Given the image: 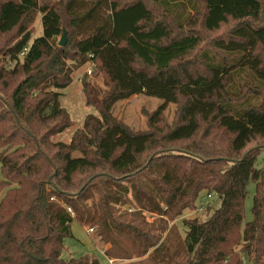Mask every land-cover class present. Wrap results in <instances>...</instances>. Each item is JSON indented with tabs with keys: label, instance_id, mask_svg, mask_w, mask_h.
I'll return each instance as SVG.
<instances>
[{
	"label": "trees",
	"instance_id": "16d2710c",
	"mask_svg": "<svg viewBox=\"0 0 264 264\" xmlns=\"http://www.w3.org/2000/svg\"><path fill=\"white\" fill-rule=\"evenodd\" d=\"M185 1L0 0V264H101L63 254L73 221L96 227L107 258L264 264V2L187 0L191 14ZM37 14L42 33L30 40ZM202 31L208 47L190 58ZM87 62L109 88L82 77L97 113L69 142L52 141L72 122L59 90ZM138 94L162 103L135 130L113 107ZM213 193L219 205L183 219L184 237L168 226ZM126 202L138 210L116 209ZM144 210L158 218L145 222Z\"/></svg>",
	"mask_w": 264,
	"mask_h": 264
},
{
	"label": "rangeland",
	"instance_id": "374dc122",
	"mask_svg": "<svg viewBox=\"0 0 264 264\" xmlns=\"http://www.w3.org/2000/svg\"><path fill=\"white\" fill-rule=\"evenodd\" d=\"M57 1V0H52ZM264 2V0H262ZM186 9L185 12L194 13V9L191 7V3L187 0L185 1ZM197 29L199 28V22L195 24ZM229 23L226 25H222V27L216 31V33H222L226 30ZM42 33L41 22H40V14H37L31 24V36L30 40L34 37L40 35ZM202 33V40L200 45L196 48V50L190 54V58L196 59L195 54L199 53L204 48L208 47V40L213 35V33ZM60 36L57 37L59 40ZM9 64V62H7ZM90 67V73H87V69ZM94 66L87 62L72 72V81L71 83L65 87L64 89H60L59 95V104L61 107L65 108L69 113L71 118V124L68 125L61 132L54 134L51 137L52 141H61V142H69L72 132L76 128L82 127L83 118L88 113L96 114V110L91 106L86 104L85 98L82 92L81 80L82 77H86V79L94 85V87L100 91V94L109 88L106 83L104 76L101 71L95 70ZM162 103V100L153 96H148L145 94L133 95L125 100H119L115 103L113 107V114L124 121L130 128L132 129H145L146 128V117L147 114L154 110L157 106ZM175 105L169 103L166 110L164 111V115L167 119V122H171L173 119ZM52 109L50 107L44 110V113L47 114L51 112ZM76 154V153H74ZM264 162V151L261 152L259 157L257 158L256 166L262 165ZM254 183L252 181H248L246 185V194L244 199V216L242 220V225L244 222L251 219L250 207L252 204V197L254 194ZM1 194V192H0ZM204 206L203 210L196 209H185L182 214L175 219L168 221V226L175 225L178 231L179 236L182 238L185 235L187 227L183 223V219H193L196 218L199 221H203L206 219L212 210L219 205L220 201L216 194H211L209 197L202 198ZM199 205V203H198ZM116 209L119 211L126 212L130 214L131 212L138 210L137 205L132 204V202H126L123 205H116ZM144 216L143 220L147 223L154 222L157 217L156 213L149 212L144 210L142 212ZM88 226H81L76 222L71 223V232L72 237H64L63 238V246L64 251L63 254L67 253L72 256H78L82 253H95L97 259L101 264H152V261L148 259V254H145L142 257H132L130 259H122V258H110L106 257L103 254L104 248L108 247L109 244H103L102 237L96 234V227L92 226L93 231L88 232L86 229ZM236 251L239 250V247L236 246L234 248ZM102 250V251H101ZM67 252V253H66ZM111 260V261H108Z\"/></svg>",
	"mask_w": 264,
	"mask_h": 264
},
{
	"label": "built area",
	"instance_id": "2783aa9c",
	"mask_svg": "<svg viewBox=\"0 0 264 264\" xmlns=\"http://www.w3.org/2000/svg\"><path fill=\"white\" fill-rule=\"evenodd\" d=\"M24 50H25V47H24L23 50L20 52V55L24 52ZM87 73H90V67L87 69ZM209 196H210V195H207V197H209ZM204 206H205V205H203V203L200 202L199 205H198L197 208H196V211H198V210H203V209H204ZM86 230H87L88 232H92V231H93L92 227H88ZM101 251H102V250H101ZM102 252H103V251H102ZM108 261H111V260H108ZM244 264H248V263L244 261Z\"/></svg>",
	"mask_w": 264,
	"mask_h": 264
},
{
	"label": "water",
	"instance_id": "95a60500",
	"mask_svg": "<svg viewBox=\"0 0 264 264\" xmlns=\"http://www.w3.org/2000/svg\"><path fill=\"white\" fill-rule=\"evenodd\" d=\"M66 41V31H63L59 40H58V44L59 45H64Z\"/></svg>",
	"mask_w": 264,
	"mask_h": 264
},
{
	"label": "crops",
	"instance_id": "0c3cea01",
	"mask_svg": "<svg viewBox=\"0 0 264 264\" xmlns=\"http://www.w3.org/2000/svg\"><path fill=\"white\" fill-rule=\"evenodd\" d=\"M263 261H264V258H263Z\"/></svg>",
	"mask_w": 264,
	"mask_h": 264
}]
</instances>
